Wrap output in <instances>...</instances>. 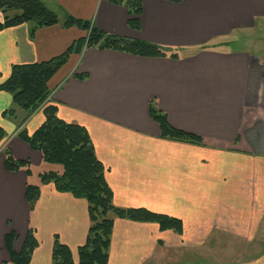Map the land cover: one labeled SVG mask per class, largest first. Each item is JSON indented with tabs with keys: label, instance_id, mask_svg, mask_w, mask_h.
<instances>
[{
	"label": "crops",
	"instance_id": "crops-1",
	"mask_svg": "<svg viewBox=\"0 0 264 264\" xmlns=\"http://www.w3.org/2000/svg\"><path fill=\"white\" fill-rule=\"evenodd\" d=\"M41 1L60 22L33 35L30 22L0 30V83L12 65L47 61L84 37L85 30L63 25L67 16L169 50L153 57L85 47L48 82L47 103L57 106V116L88 132L113 204L182 222L176 232L115 218L107 264H264V244L248 245L241 236H264V49L234 46L264 21V0H141L139 29L128 25L124 5L107 0ZM151 100L172 127L199 136L202 144L162 138L148 113ZM44 106L28 115L0 90L6 131L0 141V264L9 259L4 237L11 231L12 250L19 252L33 229L37 245L29 264H51L54 236L77 263L86 241V200L41 183L39 173L55 166L18 136L42 124ZM8 108L14 114L2 116ZM5 148L30 163L29 175L5 169ZM34 171L38 181L30 183ZM28 183L40 186L32 208Z\"/></svg>",
	"mask_w": 264,
	"mask_h": 264
},
{
	"label": "trees",
	"instance_id": "trees-1",
	"mask_svg": "<svg viewBox=\"0 0 264 264\" xmlns=\"http://www.w3.org/2000/svg\"><path fill=\"white\" fill-rule=\"evenodd\" d=\"M113 4L124 5L129 19L128 25L139 29V15L142 11L141 0H107ZM179 2L180 0H172ZM8 11H16L7 15ZM0 30L30 22L33 27L30 35L43 26L59 23L58 15L41 0H0ZM65 27L77 26L87 32L84 37L74 41L65 53L47 61L14 64L9 76L0 83V90L11 94L15 106L29 115L40 106L43 107L44 120L31 134L25 129L18 132L19 138L32 149L41 153L45 163L59 165L60 170L39 173L41 183H53L58 191L70 192L83 198L88 205L89 228L85 243L78 248V262H74L70 249L54 236L51 251V264H107L111 230L115 218L140 222H155L161 230L173 229L180 232V219L152 212L145 208H120L112 202V191L104 178V167L95 156L88 132L83 126L68 123L57 116V106L47 103L51 94L48 82L57 70L63 66L71 53H80L85 47L119 50L139 56H167L168 48L138 39H128L105 33L91 24L89 20L67 16ZM170 57L178 58L175 53ZM85 78L86 74L76 75ZM148 113L161 132V137L170 140L202 144V139L190 132L172 127L167 115L158 109L156 103L149 102ZM14 114L13 108L5 109L2 116ZM24 121V120H23ZM6 137V131L0 126V141ZM4 167L7 171L24 170L28 175L31 166L27 160L16 159L7 148L3 150ZM40 186L26 185L25 198L32 208L39 197ZM15 239L13 231L4 237L9 259L2 264H29L37 240L33 229L29 227L19 252L12 250Z\"/></svg>",
	"mask_w": 264,
	"mask_h": 264
},
{
	"label": "rangeland",
	"instance_id": "rangeland-1",
	"mask_svg": "<svg viewBox=\"0 0 264 264\" xmlns=\"http://www.w3.org/2000/svg\"><path fill=\"white\" fill-rule=\"evenodd\" d=\"M13 13H16V11H8L7 12V15H12ZM5 14H0V17H3ZM244 45H247V46H250L252 49H256V50H259L261 48L264 49V21L255 27V29L253 30H250V32H247V34L244 33V35H242V40L239 39L235 44L234 46L237 48V49H244ZM47 166H55L54 169H50V170H53V171H57V170H60V166L57 165V164H53V163H47ZM46 171H49V170H46ZM35 181H38V176L36 174V172L34 171L33 172V175L32 177L30 178V183H33ZM252 233L249 232V233H245L244 235H241L244 239L248 240V245H252V244H255V243H258V245H263L264 244V236L262 235H256L255 238H254V241L251 240V238L254 236L251 235ZM256 252L255 251H252L251 254H255ZM233 259H235V256H233Z\"/></svg>",
	"mask_w": 264,
	"mask_h": 264
}]
</instances>
